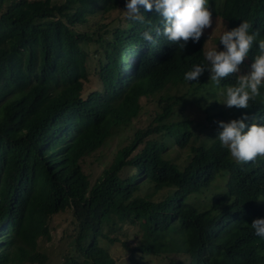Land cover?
<instances>
[{
	"label": "trees",
	"instance_id": "trees-1",
	"mask_svg": "<svg viewBox=\"0 0 264 264\" xmlns=\"http://www.w3.org/2000/svg\"><path fill=\"white\" fill-rule=\"evenodd\" d=\"M125 4L0 0V264H43L39 240L66 210L75 229L63 264H116L109 231L126 221L139 239L121 241L126 264L161 252L185 256L170 264H264V238L251 227L264 218V157L237 163L214 123L245 113L249 126L264 122V87L248 109L228 108L223 93L235 76L219 85L209 70L184 79L206 63L205 34L185 50L162 36L152 44L142 33L162 26L159 16L129 20ZM210 4L227 30L247 20L264 39V0ZM89 42L98 87L88 81ZM258 52L254 44L244 63ZM142 96L157 104L152 118L91 183L81 160L139 115ZM191 105L205 117L192 116Z\"/></svg>",
	"mask_w": 264,
	"mask_h": 264
},
{
	"label": "clouds",
	"instance_id": "clouds-1",
	"mask_svg": "<svg viewBox=\"0 0 264 264\" xmlns=\"http://www.w3.org/2000/svg\"><path fill=\"white\" fill-rule=\"evenodd\" d=\"M126 17L129 20L144 24V13L155 12L161 25L153 30L149 27L142 33V38L152 44L157 38L164 37L179 49L185 50L191 41L199 43L207 29L212 28L214 13L210 0H126ZM252 25L243 20L237 27L225 30L219 38L224 46L208 50L206 63L196 64L184 75L186 81H198L199 77L209 70L210 80L219 85L230 76H235V84L227 86L224 104L228 108L248 109L261 95L264 87V39H258L259 31H252ZM257 45L259 52L254 56L250 71L241 73V65L249 55L253 46ZM245 113L238 119L219 121L218 140L227 149L237 163L253 162L257 157H264V122L246 123ZM255 235L264 238V218H256L251 223Z\"/></svg>",
	"mask_w": 264,
	"mask_h": 264
},
{
	"label": "rangeland",
	"instance_id": "rangeland-1",
	"mask_svg": "<svg viewBox=\"0 0 264 264\" xmlns=\"http://www.w3.org/2000/svg\"><path fill=\"white\" fill-rule=\"evenodd\" d=\"M116 12L117 10H112L104 17L109 18L111 15H115ZM98 16L101 18L103 15L98 14ZM213 19L214 22L212 28L207 29L204 33L205 53L212 48L218 47V50H223L224 47L219 42V38L226 30L225 23L219 17H213ZM85 48L89 53L87 57V67L90 71V78L88 81L93 86L98 87L99 85L97 84L96 76L93 73L97 64L98 52H96V47L91 42L87 43ZM251 64L247 65L243 62L241 65V73L247 74L250 71ZM140 102L144 108L137 117L131 120L129 125L121 131L115 132L114 135L107 138L100 147L81 160L82 168L88 174L91 183L98 175H101L103 169L112 161L114 152L126 142L127 137L132 135L133 131L138 127L145 126L152 118L149 113L157 107L156 102L143 96L140 98ZM189 111L192 113V116L197 119H202L206 115L205 111L196 105H191ZM218 120H220V117L217 118L214 123L219 122ZM205 121H207V119H205ZM49 222L51 228V238L46 240L40 239L38 249L46 255L43 264H63V256L70 249L69 235L74 234L75 219L72 211L66 210L53 214L50 217ZM136 230H138L137 226H134L132 223L126 221L122 224V227L109 231L110 236L118 238V240L106 245L110 254L114 257L116 264H126L128 262V257L131 251L126 248L124 249L121 241L126 240L129 247L139 242V239L137 238L138 232L134 233ZM171 257L177 259L183 257L182 259H185L183 254L177 255V252H161L159 254H147L140 259L139 262L140 264H170ZM176 264H179V262Z\"/></svg>",
	"mask_w": 264,
	"mask_h": 264
}]
</instances>
